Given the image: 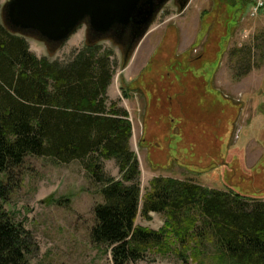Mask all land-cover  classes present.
Returning a JSON list of instances; mask_svg holds the SVG:
<instances>
[{
    "label": "rangeland",
    "instance_id": "1",
    "mask_svg": "<svg viewBox=\"0 0 264 264\" xmlns=\"http://www.w3.org/2000/svg\"><path fill=\"white\" fill-rule=\"evenodd\" d=\"M7 1L0 0L1 20L16 35L29 33L8 23ZM231 1L185 0L182 6V0H168L130 52L126 44L113 45L110 31L91 37L84 21L60 44L23 36L37 59L58 65L88 44L98 43L100 54L109 55L107 95L128 112L140 207L153 181L165 177L264 201V0H255L259 8L237 5L234 13ZM248 51L259 67L237 77V62ZM103 173L119 178L113 159L103 162ZM0 178L9 187L0 209L31 233L29 264H112L111 248L90 238L104 181L92 178L83 161L28 155ZM186 224L139 213L135 226L162 230L164 242L129 264H227Z\"/></svg>",
    "mask_w": 264,
    "mask_h": 264
},
{
    "label": "trees",
    "instance_id": "2",
    "mask_svg": "<svg viewBox=\"0 0 264 264\" xmlns=\"http://www.w3.org/2000/svg\"><path fill=\"white\" fill-rule=\"evenodd\" d=\"M237 2L232 0L229 10L255 0ZM6 24L0 16V177L28 155L60 164L83 161L92 178L104 181L102 202L93 208L90 238L111 248L112 264L136 262L147 247L164 242L162 230L135 226L137 215L149 212L163 213L176 224L186 221L187 232L199 241L207 239L227 264H264V201L165 177L153 181L140 207L139 162L129 144L131 123L126 109L108 99L111 62L109 55L100 54L98 43L58 65L29 52L24 37L39 36L36 32L16 35ZM107 36L114 46L126 44L128 52L136 42L130 26H114ZM244 59L237 62V77L259 67L250 51ZM107 159L115 161L118 179L104 175ZM8 193L0 178V199ZM31 248L30 231L0 209V264H29Z\"/></svg>",
    "mask_w": 264,
    "mask_h": 264
},
{
    "label": "water",
    "instance_id": "3",
    "mask_svg": "<svg viewBox=\"0 0 264 264\" xmlns=\"http://www.w3.org/2000/svg\"><path fill=\"white\" fill-rule=\"evenodd\" d=\"M168 0H8L5 17L13 26L31 30L52 44L66 41L81 22L105 35L114 26L142 37L156 12Z\"/></svg>",
    "mask_w": 264,
    "mask_h": 264
},
{
    "label": "built area",
    "instance_id": "4",
    "mask_svg": "<svg viewBox=\"0 0 264 264\" xmlns=\"http://www.w3.org/2000/svg\"><path fill=\"white\" fill-rule=\"evenodd\" d=\"M258 5L260 6V5H261V3H259V2H258ZM256 8H258V7H256Z\"/></svg>",
    "mask_w": 264,
    "mask_h": 264
}]
</instances>
